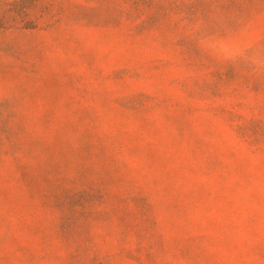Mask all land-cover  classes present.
Here are the masks:
<instances>
[{"label":"rangeland","instance_id":"374dc122","mask_svg":"<svg viewBox=\"0 0 264 264\" xmlns=\"http://www.w3.org/2000/svg\"><path fill=\"white\" fill-rule=\"evenodd\" d=\"M0 264H264V0H0Z\"/></svg>","mask_w":264,"mask_h":264}]
</instances>
